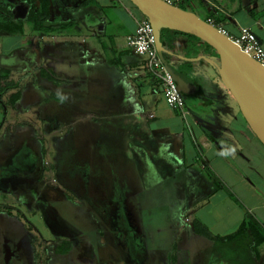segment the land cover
I'll return each mask as SVG.
<instances>
[{"label":"crops","instance_id":"0c3cea01","mask_svg":"<svg viewBox=\"0 0 264 264\" xmlns=\"http://www.w3.org/2000/svg\"><path fill=\"white\" fill-rule=\"evenodd\" d=\"M168 1L204 19H214L233 35L242 26L251 27L264 44V0ZM17 4L28 5L30 10L26 0H0V20L12 17L23 21L21 31L0 33L3 45L12 44L0 57L15 56L13 62H24L5 67L11 72L2 82L7 112L3 114L0 105V171L4 167L7 171L10 167L18 169L21 159L15 155L33 146L44 160L40 179L55 182L51 185L58 197L50 199L51 204L61 213L57 205L67 203L71 209L61 215L67 214L69 219L78 202L70 196H82L81 215L100 211L98 217L117 245L110 230L115 227L112 223L122 201L126 211L135 214L134 198L150 187L191 197L179 217L167 220L170 227L180 229L189 224L196 235L197 222L211 234L223 237L236 231L250 215L264 226V188L251 182L250 176L254 173L264 182V144L209 63L207 57L215 56L213 49L196 36L170 30L166 33L165 58L191 74L203 92L202 96L185 95V102H190L199 116L193 117L186 105L185 118L168 106L157 77L127 45V37L143 18L133 11L130 0H50L51 24L70 23L56 30L35 29L28 20L29 13L16 15ZM34 4L39 8L38 0ZM13 50L21 51L11 55ZM29 52L33 56L26 54ZM213 122L217 124L215 131ZM123 159L127 163L122 164ZM143 163L156 165L151 184V172L137 173L136 166ZM63 167L66 174L57 177ZM139 181L146 183L142 186ZM24 196L20 191L0 190V202L11 206V218H18L17 213L23 231L29 230L34 236L38 226L24 218L25 209L35 212L40 208ZM107 210L114 214L104 221L102 215ZM10 213L6 221H10ZM130 220L148 239L143 218L139 221L135 214ZM88 235L94 245V237ZM208 238L213 245L203 260L189 253L190 247L183 250L176 246L171 254L173 246L165 252L145 240L140 243L144 263L235 264L239 255L228 254L226 248ZM191 243L195 244V238ZM155 251L160 254L150 256ZM250 255L254 264H261L254 253Z\"/></svg>","mask_w":264,"mask_h":264},{"label":"flooded vegetation","instance_id":"af4514ba","mask_svg":"<svg viewBox=\"0 0 264 264\" xmlns=\"http://www.w3.org/2000/svg\"><path fill=\"white\" fill-rule=\"evenodd\" d=\"M3 90L4 84L0 85V105L3 114H6L7 106L2 100ZM27 148H29L28 152L22 149V154L15 155V158L21 159L20 163L17 162L19 164L18 169L10 167L7 171L4 167V170L0 171V190L6 192L9 189L20 191L25 195L24 198L37 203L45 226L52 232L53 237H59L60 242L56 243L55 254L56 256L65 257V259L68 257V262H65L66 264H105V259H96L97 252L95 246L90 242L89 235H86L72 221L61 215L60 211L51 204L50 199L58 197V192L54 191L51 185L54 180L50 183L49 181L40 179L44 160L40 154H37L33 146H27ZM23 152H27L28 155H23ZM64 170V167L59 169L56 176L59 177L66 174ZM55 180L57 182V179ZM122 202L121 207L124 209L125 217L122 215V208L120 207L121 209L118 211L115 224L112 223L115 227L110 230L117 240L120 257L110 254L107 260L113 264H145V255L143 254L142 247H140L141 242L137 237L139 236L138 232L140 229L130 220V213L126 211L124 201ZM9 208H11L9 204L0 202V225L8 217L10 213ZM112 214L114 212L107 210L102 215L104 221ZM12 216L13 214L10 213V224H13L11 227L13 230L6 229V227H3V224L0 226V237H2L0 240V264H42V255H37L34 242L36 240L35 237L29 234L27 230L23 231L21 223L17 219H12ZM57 244H64V246H69V248L65 251H58ZM44 259H46L47 264H56L55 261L58 258L55 260L52 253H47Z\"/></svg>","mask_w":264,"mask_h":264},{"label":"rangeland","instance_id":"374dc122","mask_svg":"<svg viewBox=\"0 0 264 264\" xmlns=\"http://www.w3.org/2000/svg\"><path fill=\"white\" fill-rule=\"evenodd\" d=\"M16 9H17L16 15L19 17L27 16V14L29 13L28 5H25V4L24 5L23 4H19V5L17 4ZM132 9L139 17L144 18V15L139 11V9L137 7L132 5ZM0 19H2L1 16H0ZM26 24H27L26 27H28V28L31 25L28 22ZM9 47L12 48V44L8 43V45H3V37L0 36V53L6 52L7 50H9ZM20 51L21 50H13L10 52V54L12 53L13 55H16V54L18 55L20 53ZM29 53H26V54L33 56V52H31L30 54ZM14 57L13 56H11V57L1 56L0 57V85H2V82L7 77L6 75L9 72H11V71L7 70L9 68L10 64L14 63V64H20L21 65L24 63L21 61L20 62H18V61L13 62ZM29 60H30V63H32L33 57H32V59H29ZM23 70L25 71V69H23ZM10 74L13 75L12 73H10ZM6 98L8 100L7 95H6ZM9 101L12 102L11 100H9ZM186 105H187V108L190 110L192 116L199 118V116H197L196 111L194 110V107H192L190 105V102H187ZM216 126H217V124L213 122V131H215ZM64 156L66 157L65 154H64ZM139 159H141V158H139ZM124 163H127V162H126V160L123 159L122 164H124ZM141 166H143V169L141 168ZM133 168H135V167H133ZM136 168L138 169L137 173H139V175H140V172H142V170H146V172L147 171L151 172L150 184L154 182L153 179H154V177L156 178V170H155L156 165L155 164L143 163V165L140 164L139 167L136 166ZM82 176H83V173L78 175V177H77L78 181H80V178H82ZM250 176L252 177L251 182L256 183L260 189L264 188V182L262 180H259L257 178L256 174L250 173ZM139 183L142 186H144L146 182L145 181H139ZM170 183H173V182L170 181ZM159 186H161L160 183H159ZM236 188L237 187H235V189ZM171 192H172V190L163 191L162 189L150 187V188H148V190H143L141 195H138L137 198H134V200L137 201V209H138V211L135 214H137V219L139 221H142L141 218H143L142 223L144 222V225L146 224V226H144L143 229L146 231L147 236H148V239H147L145 234H143V230L140 229V231L138 232L139 236H137L138 240L142 243L146 240L149 245L153 244V246H155V245L159 246V247L163 248L165 252L167 251L168 248H171L173 246L172 252H170L171 254H173V252H175L174 250H175L176 246H179V247L182 246L183 250H188L190 247L189 253L194 254L195 256L200 255L201 256L200 260L207 259V256L209 254V250H211L210 247L213 245V242L212 243L209 242L208 236H206L204 234H200L198 231L197 232L199 234L194 235L192 233V226L189 224H187L186 227L180 228V229L178 227L173 228V227L169 226V223L167 222V220H172L174 218L179 217L183 207L186 204V201L191 200V197L180 196L178 194L172 195V194H170ZM70 197H71L70 199H74L75 201H78L80 203L76 202V204H75L76 207H74V209L71 210V212H69V214H68L69 217L73 218V219L69 218V220L71 219L70 221H72L74 223V225H76L80 230L84 231L86 235H88L90 233L91 236L94 237L93 238L94 241L93 240L92 241L94 243V246H95V249L97 252L96 253V257H97L96 259L97 260L105 259L104 260L105 264H113V263H109V261L107 260L109 252H115L114 254L116 256L120 257V251H119L118 245L116 243H114L111 236L109 237L107 227L100 221V218L98 217V215H100V211L99 212L95 211V213L93 212L91 215L82 216L81 215L82 214L81 213V210H82L81 206L83 205V202L81 201V200H83L82 197H80V196L75 197L74 195H71ZM201 198H203V197H201ZM77 206H78V208H77ZM57 207L58 208L60 207V209L63 210L65 213H67L68 209L70 208V206L67 203H61V205L60 206L57 205ZM76 209H79V211L77 212ZM25 210L27 212V215L24 216V218L25 219L29 218L32 221L33 220L36 221V226H38L37 229H36V227H29V228L27 227V229H36L37 234L34 235L33 237H35V239H36V240H34V242H35V246H36V250H37V255H40V254L42 255L41 263L47 264V261H46L47 258L44 259V257L47 255V253H52V256L54 257L55 260H56V258H58L57 259L58 262L54 260L56 264L57 263L58 264H66L68 262L67 261L68 257L65 259V257L58 256V255L56 256V254H55V250L57 247L56 243L60 242L59 237H53L52 232L45 226V222L43 220L42 215L39 212H37L39 210L35 211L37 213H35L33 209H31V211H29V209L26 208ZM63 211H61L62 214H64ZM135 214H134V211L130 210V216H132V218H134ZM66 215L67 214H65V217H66ZM15 217L21 218L20 216H17V213H16ZM18 218H16V219H18ZM26 220H28V219H26ZM26 220H24V221H26ZM186 221H188V220H185V222ZM10 223H11V220L8 222L5 219V222H3L2 224H3V227H6V229L11 231V230H13L11 228L13 224H10ZM197 226L200 227V225H198V224H197ZM28 231L29 230H27V232ZM192 238H195V244L191 243ZM1 239H2V237H0V240ZM155 240L157 241V244H155ZM63 247H65L64 244L58 245V248H57L58 251H62ZM159 251H161V250L159 249ZM159 251L153 252V254H150V256H153V255L156 256L155 254ZM253 253L255 254L257 263L264 264L263 263L264 243L254 245L252 247V254ZM159 254H160V252H159ZM176 256H178V254H176ZM177 259H178V257H177ZM167 263L178 264L179 262L170 260ZM245 263H247V262L245 261ZM247 264H250V263H247Z\"/></svg>","mask_w":264,"mask_h":264},{"label":"water","instance_id":"95a60500","mask_svg":"<svg viewBox=\"0 0 264 264\" xmlns=\"http://www.w3.org/2000/svg\"><path fill=\"white\" fill-rule=\"evenodd\" d=\"M151 22L158 52L184 95H203L201 86L186 70L174 66L164 53L161 30L174 29L192 34L218 53L207 57L221 81L235 98L251 130L264 144V64L246 53L229 35L196 12L168 0H130ZM197 57L196 59H198ZM124 209L122 215L124 216ZM125 217V216H124Z\"/></svg>","mask_w":264,"mask_h":264},{"label":"built area","instance_id":"2783aa9c","mask_svg":"<svg viewBox=\"0 0 264 264\" xmlns=\"http://www.w3.org/2000/svg\"><path fill=\"white\" fill-rule=\"evenodd\" d=\"M207 20L219 28L221 32L229 35L246 53L264 64V44L251 27L242 26L238 34L233 35L228 33L227 29L214 19L209 18ZM127 45L134 53L144 59L148 71L157 77L168 106L186 118L188 111L186 110L185 95L158 52L153 26L147 18L138 20L135 32L127 37ZM153 116L150 114V117Z\"/></svg>","mask_w":264,"mask_h":264},{"label":"trees","instance_id":"16d2710c","mask_svg":"<svg viewBox=\"0 0 264 264\" xmlns=\"http://www.w3.org/2000/svg\"><path fill=\"white\" fill-rule=\"evenodd\" d=\"M30 3V10L28 14V20L35 29L38 30H56L65 28L70 25V23H60L57 25L51 24L50 22V0H38L40 3L39 8H36L34 2L36 0H26ZM87 4L86 1L84 5ZM144 18H147L144 16ZM207 20V19H206ZM23 28V21L12 19V17H6L0 20V33H16L21 31ZM173 31L175 33H185L182 31L163 28L161 30V39L163 45H166V33L167 31ZM188 34V33H186ZM194 36L192 34H189ZM208 47L211 48L208 44ZM213 49V48H211ZM213 54H215L216 59L218 58V53L213 49ZM218 60V59H217ZM200 225V227L197 226ZM195 230L201 234H204L211 239L215 240L219 245L226 248V252L234 257L239 255V258L235 259V264H254L253 257L250 255L252 253V247L257 244L264 243V226L259 222V220L253 216H249L245 219L233 233L226 236H217L211 234V232L201 224L195 222ZM69 246L63 247L62 251L68 250ZM241 257H245L242 260ZM245 261L247 263H245Z\"/></svg>","mask_w":264,"mask_h":264}]
</instances>
